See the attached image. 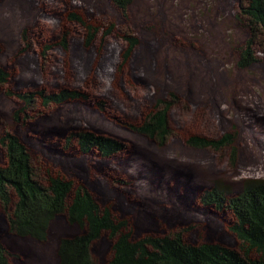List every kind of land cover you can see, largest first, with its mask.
I'll return each instance as SVG.
<instances>
[{"label":"rangeland","instance_id":"374dc122","mask_svg":"<svg viewBox=\"0 0 264 264\" xmlns=\"http://www.w3.org/2000/svg\"><path fill=\"white\" fill-rule=\"evenodd\" d=\"M243 1L133 0L124 23L109 0H0L6 87H69L89 96L36 109L17 121L13 115L20 103L0 88V135L11 132L26 145L41 184L49 176L82 184L101 208L108 206L116 219L127 221L133 238L181 232L188 243L239 250L229 230L232 213L202 204L199 194L214 186L229 197L246 179L264 180V54L258 52L246 69L236 66L248 35L238 16ZM69 12L98 27L91 45L84 44V29L66 20ZM110 23L116 27L102 40ZM124 28L135 32L139 43L122 64ZM63 31L69 32L67 50L54 46L44 61L39 50L56 44ZM170 93L178 102L168 112L171 136L165 145L120 124L138 122ZM74 129L118 138L126 147L109 158L80 153L74 141L65 145ZM227 132L235 134L233 156L230 148L214 152L185 143L190 135L215 138ZM4 161L0 145V165ZM77 232L63 213L51 222L45 243L20 238L9 231L0 207V240L12 264H57L58 239ZM111 243L107 232L92 242L93 262L105 264Z\"/></svg>","mask_w":264,"mask_h":264},{"label":"trees","instance_id":"16d2710c","mask_svg":"<svg viewBox=\"0 0 264 264\" xmlns=\"http://www.w3.org/2000/svg\"><path fill=\"white\" fill-rule=\"evenodd\" d=\"M118 11L124 23L128 21V10L133 0H109ZM240 1V0H238ZM238 16L243 21L248 35L238 48L236 66L246 69L256 61L257 53L264 54V0L239 2ZM66 20L85 31L84 44L91 45L98 27L87 23L76 12H69ZM116 24L110 23L101 34V39L110 35ZM124 51L122 64L132 55L139 43L138 36L129 28L121 31ZM22 39H26L25 32ZM69 32L63 31L56 44H44L39 57L44 61L54 46L67 50ZM103 40V39H102ZM27 46V45H26ZM42 69H45L42 67ZM9 74L0 67V88L3 93L20 103L13 115L19 121L36 109H46L68 102L84 101L89 98L85 91L63 87L58 90L13 89L6 87ZM173 93L156 100L153 107L138 122L119 121L126 129L140 134L156 145L163 146L171 136L168 119L169 110L177 104ZM101 104V103H100ZM100 111L102 106L98 105ZM114 119V118H113ZM116 119H118L116 117ZM114 119V121H116ZM235 134L227 132L219 137L190 135L185 143L193 148L220 152L235 148ZM69 146L72 141L80 153L96 152L102 158H109L122 152L124 141L86 129H74L64 139ZM5 161L0 165V207L7 215V226L11 233L20 238H30L45 243L51 222L65 213L69 225L76 226V234L58 239L57 264H97L90 255V245L102 232L112 240L111 256L105 264H264V180L246 179L239 192L226 197L225 192L212 186L199 194V200L217 210L227 208L233 215L230 232L239 242V250L215 242L188 243L181 232L165 235L146 234L133 238L125 219H116L108 206L100 207L90 191L82 184L60 176H49L47 184H41L35 177L32 159L26 145L17 135L5 131L0 135ZM12 254L0 240V264H12Z\"/></svg>","mask_w":264,"mask_h":264},{"label":"bare ground","instance_id":"6f19581e","mask_svg":"<svg viewBox=\"0 0 264 264\" xmlns=\"http://www.w3.org/2000/svg\"><path fill=\"white\" fill-rule=\"evenodd\" d=\"M84 101H85V100H84ZM100 103H101V102H99V101L94 102V106H95V108L99 109V108H98V105H101V106H102V109H103V106H104V105H103L102 103H101V104H100Z\"/></svg>","mask_w":264,"mask_h":264}]
</instances>
